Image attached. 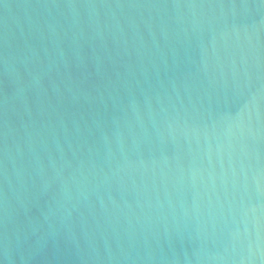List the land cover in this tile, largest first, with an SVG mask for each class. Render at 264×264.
<instances>
[{"label": "water", "instance_id": "95a60500", "mask_svg": "<svg viewBox=\"0 0 264 264\" xmlns=\"http://www.w3.org/2000/svg\"><path fill=\"white\" fill-rule=\"evenodd\" d=\"M0 264H264V0H0Z\"/></svg>", "mask_w": 264, "mask_h": 264}]
</instances>
